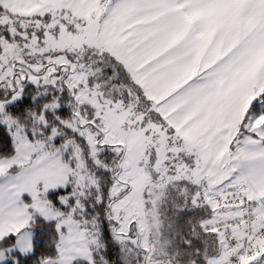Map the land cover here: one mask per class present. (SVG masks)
<instances>
[{
  "label": "snow or ice",
  "instance_id": "obj_1",
  "mask_svg": "<svg viewBox=\"0 0 264 264\" xmlns=\"http://www.w3.org/2000/svg\"><path fill=\"white\" fill-rule=\"evenodd\" d=\"M0 264H264V0H0Z\"/></svg>",
  "mask_w": 264,
  "mask_h": 264
}]
</instances>
